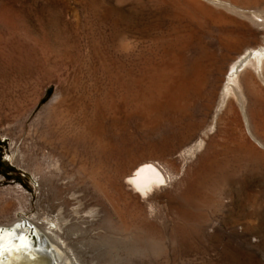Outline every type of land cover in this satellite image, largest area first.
<instances>
[{
  "label": "rangeland",
  "instance_id": "obj_1",
  "mask_svg": "<svg viewBox=\"0 0 264 264\" xmlns=\"http://www.w3.org/2000/svg\"><path fill=\"white\" fill-rule=\"evenodd\" d=\"M217 37L231 47L213 69ZM250 45L264 47V0H0V225L50 227L72 264H264L259 121L225 95ZM186 56L211 101L165 147L155 128ZM143 158L171 177L150 199L124 180Z\"/></svg>",
  "mask_w": 264,
  "mask_h": 264
},
{
  "label": "bare ground",
  "instance_id": "obj_2",
  "mask_svg": "<svg viewBox=\"0 0 264 264\" xmlns=\"http://www.w3.org/2000/svg\"><path fill=\"white\" fill-rule=\"evenodd\" d=\"M252 23L254 24L255 22L252 21ZM225 34H227V32ZM217 38H216V44L218 46L217 47L218 50L215 51L212 48L211 42H208L207 47L204 44L205 46L204 50L206 48L208 50L206 49L204 52L205 56H202V58L203 57L206 59L208 58L210 60L212 68L214 67L216 69L218 68V62L225 56V55L223 56L224 54L223 52L231 47V45L229 44L230 42L223 41L224 39L222 40V38H218V39ZM232 40H233V37H232ZM253 46L254 47H251L250 45L249 47L250 49L248 48L249 51H246L245 53H241L236 59H233L232 62L230 63L229 69L226 72V74L229 72V77L227 79L228 84L226 85L225 95H226V98L227 96H230L232 99L235 100L234 104L235 103L237 104L240 112L243 115L245 114V108H246L248 114L252 116L255 115V117H258L256 118L259 121L258 123H256L257 120L256 121L254 120L255 122H253V124L251 123L253 130L251 127H248L249 135L256 145L253 146L251 142L249 144H251L253 148L260 147L264 150V138H263L264 136V97L260 93L263 91V89L259 88V86L256 83L258 82V84L260 83V85L264 87V47L263 45L259 47H256L255 45ZM179 54H182V53H179ZM179 54L177 56V59L179 57ZM183 59L187 60L186 62L188 63H184L183 61H181L183 62L182 64H184L182 65V64H178L176 62L177 60H175V64L180 65V66L178 65L176 66V68L178 69H175L176 70L175 75L172 74L173 73L172 69L175 68V66H173V68L171 66L172 73L170 72V75L172 76L170 77H173V78L171 79L169 77L170 81H169V84H167L168 86L166 88L167 100L164 102L165 104L162 106L164 112L167 111V113H169L168 115L170 116L172 114L173 118L171 117L172 119L170 121L168 120L169 123L168 121H165L167 122L165 124L161 122L159 123V125L160 124L161 125L164 124V125L163 126L160 125V128L158 126L155 128L157 133L161 134L160 139L162 138L161 142L165 147L167 143L169 142V136H177L178 134L181 133V130H184L188 132L191 136H194L197 129L201 125H203V122H205L204 120H206V119H203L204 112L208 110L207 109L209 108L208 104L211 101V100L208 101V99L212 92L211 90L212 88L210 90L208 88L212 87L213 83H211L210 80L206 78V76H202L200 74L199 70L197 69L198 66L194 63V61L196 62L198 59L196 60L194 59V61H192L189 58H187V56H186V59L185 58ZM241 77H243V80ZM200 80L204 84L201 86L202 88L196 87L198 83L200 82ZM230 103L231 101L228 99L226 104H228L229 106ZM125 106L127 107V105ZM125 106L124 108L126 109ZM234 106H233V109H234ZM127 110H122V115L124 118L125 116L130 114V113H127ZM163 115L164 114H161L160 116H163ZM252 116L250 118H252ZM129 117L130 116H128V118ZM164 117H166V114ZM164 119L166 120V118H163L162 120ZM156 125H158V123ZM203 143H204L203 140H200L197 143H195L193 146H191L188 149V154L189 155L193 154L194 153L193 151L201 147ZM257 152L258 151H254L250 157L249 162H251L250 164L252 165H258L261 163L263 164L262 162L263 159H261V156H259ZM145 164H151L154 166L155 169H150L147 172H144L139 178L136 179L134 174L141 173L143 169L142 165H145ZM170 178L171 177L169 175H167L166 173L162 171V169H160L158 164L146 158L140 159L136 163V165L130 171H128V174L124 176L125 185L130 187V189L135 194L145 197L146 199L153 198L155 193L158 190H160L161 187L167 186V184L170 182ZM179 211H181V209H179ZM143 224L144 222L139 223L140 226H143ZM16 225H20V227L17 228ZM117 225L115 228L119 227V225L118 227ZM139 225L137 226V228L139 227ZM110 226H113V225H110ZM109 227H108V230H109ZM0 228L4 229L3 233H0V235L3 236V239L0 240V264H72V262L70 261L71 258H68L66 256V253L64 255L63 254L64 251L62 252L61 245L64 246L63 240H61L58 235L55 236V234L54 235L50 234L49 232L50 227H46L47 230L46 228L45 230L39 229V227L36 228V226L30 225L29 221H25L22 218L19 220H15L11 223L0 225ZM109 231L111 232V230ZM176 231L178 232V230ZM76 237L75 236L73 237L74 241L78 240V239L75 240ZM133 238H135V236ZM114 242H116L115 239H114ZM130 252H131V249H130ZM67 255L70 256L69 253ZM72 260H73V257H72Z\"/></svg>",
  "mask_w": 264,
  "mask_h": 264
},
{
  "label": "snow or ice",
  "instance_id": "obj_3",
  "mask_svg": "<svg viewBox=\"0 0 264 264\" xmlns=\"http://www.w3.org/2000/svg\"><path fill=\"white\" fill-rule=\"evenodd\" d=\"M16 227H17V228H19V227H20V225H16ZM3 231H4V229L0 228V233H3ZM2 239H3V236H2V235H0V240H2Z\"/></svg>",
  "mask_w": 264,
  "mask_h": 264
}]
</instances>
